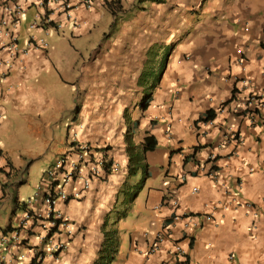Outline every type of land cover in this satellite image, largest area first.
I'll use <instances>...</instances> for the list:
<instances>
[{"label":"crops","instance_id":"crops-1","mask_svg":"<svg viewBox=\"0 0 264 264\" xmlns=\"http://www.w3.org/2000/svg\"><path fill=\"white\" fill-rule=\"evenodd\" d=\"M40 1L0 0V23L9 17L7 4L24 7L16 31L21 47L33 38L46 40L52 29L30 27L47 10L70 35L47 42L44 51H30L8 69L1 45L9 39L0 26V240L29 208L16 187L26 182L28 166L42 160L46 171L69 151L76 132L120 170L109 168L81 200L61 206L75 235L66 251L41 264H95L114 230L120 246L112 264H177L184 259L176 255V244L189 264H264V126L252 127L240 115L247 95L264 96V0H96L95 10L76 11L78 27L66 21L59 5L46 10ZM118 1L124 14L114 15L109 7ZM155 12L156 23L168 29L164 44L174 47L162 73L153 67L160 81L142 111L139 82L155 43L140 35L136 20L143 16V29L151 33L146 16ZM223 103L228 110L217 112ZM210 110L217 112L212 125L201 121ZM228 129L242 140L234 141ZM17 131L38 144L28 156H17ZM150 135L158 146L145 155L150 176L142 188V175L131 174L130 152ZM213 211L212 222L190 230L185 219H175ZM159 235L165 240L150 254ZM32 259L30 253L23 264Z\"/></svg>","mask_w":264,"mask_h":264},{"label":"built area","instance_id":"built-area-1","mask_svg":"<svg viewBox=\"0 0 264 264\" xmlns=\"http://www.w3.org/2000/svg\"><path fill=\"white\" fill-rule=\"evenodd\" d=\"M59 5L65 16L66 21L74 24L75 27L80 26V20L76 15L79 7L88 11L96 8V0H41L39 5L44 9ZM9 14L8 18L1 20L0 26L2 34L8 42H2L1 51H5L7 56L4 64L8 69L21 62L23 55H28L30 51L35 49L46 50L48 43L44 39H31L25 47L19 44V31L21 19L24 15V7L21 4H7L4 7ZM52 14L47 10L45 15L39 16L35 22L31 24V29H56L58 32L64 31L63 23H56L49 15ZM10 29V30H5ZM238 54L244 55L243 49L238 50ZM264 96L250 93L246 96L242 104L240 115L248 121L252 127L264 126ZM227 109V104L223 103L217 112L223 113ZM228 110V109H227ZM215 111V113H217ZM215 119L205 121L208 125H212ZM228 133L234 136V141H241L242 134L240 132L231 131ZM225 134V133H224ZM228 135L227 132L225 136ZM228 137V136H226ZM103 156L98 155L97 150L91 145L84 144L80 141L76 132L72 135V144L69 151L58 157L47 169L43 184L39 188L35 199L29 201L26 208L18 218L17 226L7 231L0 240V248L6 250L10 257L3 256L0 252V264H23L29 259L31 253L33 259L29 264H41L47 257L55 259L59 254L66 251L69 241L75 235L74 223L68 218L61 209L63 204L71 200H81L85 193L92 188L93 179L99 178L104 174L109 166L115 171L120 170L117 163ZM0 167L3 168L2 159L0 158ZM215 182H219L220 175L217 172L210 174ZM184 181L185 177L182 178ZM198 189L194 190L197 193ZM175 208L179 206L177 199L172 200ZM34 205V206H33ZM175 219H185V227L187 230L201 227L203 224L214 220V211L196 216L193 214H182L181 218L175 216ZM33 238L37 242L30 245ZM165 237L159 235L156 244L150 248V254H156L159 246L164 242ZM27 249L29 253H27ZM175 253L178 256L185 257L183 248L176 244Z\"/></svg>","mask_w":264,"mask_h":264},{"label":"rangeland","instance_id":"rangeland-1","mask_svg":"<svg viewBox=\"0 0 264 264\" xmlns=\"http://www.w3.org/2000/svg\"><path fill=\"white\" fill-rule=\"evenodd\" d=\"M33 12L31 11V13L29 15H31ZM33 16H29L28 18V23H24L23 24V30L25 31L26 28L28 27V25L30 24V21L32 19ZM150 21H152L153 25L150 27L151 28V33H149L148 31L143 29V24L142 23H146L143 20V16L139 17V19H137V23H140V28L138 30H140V35L141 34H145V38H151V41H154L155 45L152 46L149 50V60L153 62L157 61V64H150L151 66H157L159 67L162 58H164L166 55H170V53H172L171 49L169 48L168 44H164L165 38L167 36V28L160 26L161 24L156 23V21L160 18V15L158 12H155L151 15H147L146 16ZM189 19L191 20V16H189ZM150 23V22H148ZM148 25V24H147ZM27 26V27H26ZM146 28V27H145ZM147 29V28H146ZM34 30H30L29 28V32H33ZM153 32H155L153 34ZM35 33V32H34ZM151 36V37H149ZM43 38L46 39V41L51 44L54 45V43L58 42L59 40L63 39V40H68L70 38V35L65 34L63 32H58L56 29H52V31L48 34V35H44ZM158 45V46H157ZM173 45V44H172ZM148 60V61H149ZM145 74V73H144ZM143 74V77H144ZM142 79V78H141ZM138 98V97H137ZM136 100H133L132 102H130L129 104V110L130 112H128L129 115H132V109L134 107V105L136 104ZM140 103V102H139ZM17 138L16 139V144L19 147H16L18 149L17 152V156H20L21 154H24L25 156H28V152H31L33 149L38 147V144L35 141H29L30 139L26 138L25 133H23L22 131H17ZM11 136V135H10ZM12 138H16L14 135L11 136ZM28 163H30V160H28L27 162V166L29 165ZM45 161L42 160H37L34 161L33 163H31L28 167H29V171H27V173L25 174V179L26 182L23 184H16V187H19V194H20V199L24 202V203H28L30 200L33 201L35 199V196L37 194V192L39 191V188L41 186L42 180L44 179V175L47 171V169L50 167V165L47 167L46 171H44L45 168ZM25 166V168L27 167ZM27 167V168H28ZM27 168L25 170H27ZM142 175V174H141ZM142 180V177L140 178ZM27 253H29V250L27 249Z\"/></svg>","mask_w":264,"mask_h":264},{"label":"trees","instance_id":"trees-1","mask_svg":"<svg viewBox=\"0 0 264 264\" xmlns=\"http://www.w3.org/2000/svg\"><path fill=\"white\" fill-rule=\"evenodd\" d=\"M140 4L147 3V4H166V0H138ZM109 4V3H108ZM109 7L113 14L116 15L121 11V13L124 14V9L121 4V1L118 2H112V4ZM168 47V46H167ZM174 45L169 46V48L172 50ZM169 54L166 55L164 58H162V61L159 65L160 68V73L163 72L165 66H166V61L169 58ZM153 60L148 61L147 68L144 74V77L142 76V79L140 80L139 84L140 86L144 87V96L140 102V108L142 111H146L149 108L150 102L153 100V90L157 88L158 83H159V77L155 78L156 75L154 73V66H151L150 64H153ZM160 75V74H158ZM216 113L213 110H210L206 113L205 117L201 118V121H209L212 119H215ZM133 144V143H132ZM134 151L131 153L130 152V168H131V174L132 176L136 177L140 174H142V180L139 182L137 186L139 187H144L146 184V181L149 179V167L145 165L144 159L145 155L148 152H152L156 150L158 146V141L155 136L150 135L147 136L142 143V146H136L133 145ZM0 172H4L3 168H0ZM24 181H22L21 184H23ZM26 206V204H25ZM120 246L119 243V238L117 236V231H112L108 232L106 236V240L104 242L103 250H102V255L100 256L99 260L95 262V264H112L115 259H116V254L118 252V248ZM189 257L187 256L185 260H179L177 264H189Z\"/></svg>","mask_w":264,"mask_h":264},{"label":"clouds","instance_id":"clouds-1","mask_svg":"<svg viewBox=\"0 0 264 264\" xmlns=\"http://www.w3.org/2000/svg\"><path fill=\"white\" fill-rule=\"evenodd\" d=\"M79 139H80V137H79ZM85 144V143H84ZM89 145V144H88ZM71 147V146H70ZM111 161V160H110ZM112 163H114L113 161H111V163L109 164V165H111ZM109 168H111V166H109L108 168H107V170L109 169ZM11 230V229H10ZM178 256V255H177ZM187 256H186V254H185V257H182L184 260H185V258H186Z\"/></svg>","mask_w":264,"mask_h":264}]
</instances>
